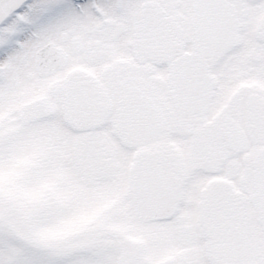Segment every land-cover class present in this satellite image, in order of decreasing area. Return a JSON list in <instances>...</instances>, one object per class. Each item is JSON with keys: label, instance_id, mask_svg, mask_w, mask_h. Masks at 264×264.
I'll return each instance as SVG.
<instances>
[{"label": "snow or ice", "instance_id": "snow-or-ice-1", "mask_svg": "<svg viewBox=\"0 0 264 264\" xmlns=\"http://www.w3.org/2000/svg\"><path fill=\"white\" fill-rule=\"evenodd\" d=\"M185 179L243 186L254 230L167 259L0 245V264H264V0H0V195L145 208Z\"/></svg>", "mask_w": 264, "mask_h": 264}, {"label": "flooded vegetation", "instance_id": "flooded-vegetation-1", "mask_svg": "<svg viewBox=\"0 0 264 264\" xmlns=\"http://www.w3.org/2000/svg\"><path fill=\"white\" fill-rule=\"evenodd\" d=\"M221 183L213 181L205 187L198 180L185 179L176 185L173 194L158 193L145 208L137 207L122 192L113 190L109 194L110 190L93 186V190H99V197L95 192L92 197L98 198L92 211L93 217L99 219L98 224L95 221V235H118L122 246L117 257L130 251L140 258L167 259L172 253L183 254L190 247L222 252L234 238L253 231L257 221L243 186L214 187ZM122 214L130 216L131 229L134 228L125 234L121 228L111 226Z\"/></svg>", "mask_w": 264, "mask_h": 264}, {"label": "rangeland", "instance_id": "rangeland-1", "mask_svg": "<svg viewBox=\"0 0 264 264\" xmlns=\"http://www.w3.org/2000/svg\"><path fill=\"white\" fill-rule=\"evenodd\" d=\"M92 187L74 190L60 183L42 192L25 188L0 195V245L15 250L48 247L64 254L117 257L122 246L120 237L95 235L99 219L93 217L92 211L98 198L92 197L94 192L99 197V190ZM112 224V229L121 228L124 234L134 229L126 214Z\"/></svg>", "mask_w": 264, "mask_h": 264}]
</instances>
